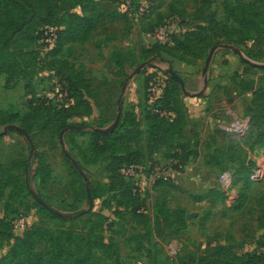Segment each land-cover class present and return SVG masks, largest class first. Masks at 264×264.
<instances>
[{
    "label": "rangeland",
    "instance_id": "rangeland-1",
    "mask_svg": "<svg viewBox=\"0 0 264 264\" xmlns=\"http://www.w3.org/2000/svg\"><path fill=\"white\" fill-rule=\"evenodd\" d=\"M91 2L97 4L106 15L98 29L86 43L68 45L57 53L54 52V47L38 44L35 48L36 74L31 80L18 79L6 89L5 78L0 77L1 111L16 110L19 116H24L28 112L31 99H53L55 91L52 80L60 81L68 72L89 79L96 97L89 100V115L72 116L66 125L107 129L113 124L119 111V121L125 114L131 113L140 128L144 129V117L148 107V102H145L148 89V86L145 88V81L147 77L156 76L160 71L166 75L168 68L165 62L160 61L151 62L150 65L142 63L149 51L161 45L166 46L175 55H181L174 47V39H181L185 32H195L193 37L201 35L210 38V42L199 44L198 49H206L215 41L221 44L228 42L221 34L212 37L211 32L205 28L207 13L200 19L194 17L195 14L198 15V9L204 8L199 1L185 0V14L182 17H169L165 5H160L159 0H153L154 6L150 8L148 16L137 22L119 17V0ZM75 11L81 13L79 9ZM210 12L215 15L217 21L226 24L228 28L234 27L231 22H224L220 1L211 4ZM114 15H117V18L112 21ZM160 28L168 35L169 44H160L157 37ZM199 28L202 30L199 31ZM233 41V46L228 48L227 52L224 51V44L220 45L209 65L225 86H215L208 94L207 111L213 112L215 125L213 132L196 137L202 144L201 152L205 144L210 147L211 144L214 147L224 145L221 135L214 136L215 131H224V127L234 123L248 122L245 108L251 101V95L241 92L239 82L253 80L258 87L264 89V78H261L264 76L256 69L246 70L242 64L245 62L233 52H240L243 59L249 61L252 66H264V42L258 45L252 41L238 43V38H233ZM116 54L129 58L120 72L111 60ZM207 54L208 52L206 56ZM163 58L165 59L166 55ZM167 59L171 60V68L175 71L172 63L176 60ZM187 59L191 60L192 57L188 55ZM177 62L178 71L183 74L182 62ZM204 62L205 58L189 65L200 73ZM140 65H143V68L139 73L129 78ZM151 78L148 84L153 79ZM119 99L122 100L121 109L117 106ZM33 134L38 144L37 152L50 168L48 179L42 181L36 177L37 165L33 162L27 168H30L28 173H24L23 163L27 160L29 149L27 140L15 132L0 138V177L1 174L14 176L18 185H21L29 176L33 193L50 205L57 214L76 216L70 222L64 223L49 219L36 205L30 193L23 194L18 202H13L14 210L10 212L7 203L12 187L0 185V204L6 205L4 210L8 211L5 214L7 222L26 217L27 227L44 223L54 229L59 225L65 229L71 225L81 229L88 221H96L98 216H101L102 235L105 242L113 245L115 249L114 256L105 260L104 264H174L176 257L198 258L210 255L216 247H225L234 255L253 254L264 250V152L254 145V133L246 136L238 148L242 159L227 162L226 169L221 172L206 168L202 158H197L191 160L183 172H175L172 176L169 170H172L168 159L169 150L163 148L154 155L147 156L138 165L142 169V176L137 181L139 196L143 202L140 212L145 220L134 217L131 210L119 206L120 198L117 193L105 192L109 183V175L105 171L107 157L95 159L88 155V135L72 136L67 130L62 135V148L59 134ZM187 136L192 137L193 133H187ZM137 146L145 151L144 137ZM204 151L208 152L206 149ZM65 155L71 156L81 165L86 193L78 181L68 175ZM241 162L251 170L248 181H245L242 175L244 173L240 171ZM223 173H228L231 177L228 188L220 184L219 177ZM232 175L237 178L233 180ZM87 193L92 201L91 205L88 203ZM201 195L210 197L198 201L196 197ZM193 196L195 197L192 198ZM242 198H245L242 208L234 210ZM163 202L171 214L166 222H163L157 213L159 205ZM4 210L0 208V217L3 216ZM24 233L25 231L12 227L10 236L1 241L0 264L14 242ZM48 248L46 243L40 241L35 251L46 254Z\"/></svg>",
    "mask_w": 264,
    "mask_h": 264
},
{
    "label": "trees",
    "instance_id": "trees-1",
    "mask_svg": "<svg viewBox=\"0 0 264 264\" xmlns=\"http://www.w3.org/2000/svg\"><path fill=\"white\" fill-rule=\"evenodd\" d=\"M195 1L201 2L204 8L198 9V15L195 14L194 17L200 19L204 13H207V27L205 28L211 32L212 37L221 34L224 39L228 40L222 43L225 52L233 46V38H238V43L252 41L258 45L263 44L264 0H252L251 2L243 0ZM217 1H220L224 22H231L234 27L228 28L226 24L217 21L215 15L210 12L211 4ZM159 3L165 5L169 17H182L185 14V0H159ZM75 9H79L81 13H77ZM119 17L128 18L124 14ZM105 18L104 12L91 0H0V77L5 78L4 88L9 89L18 79L29 81L36 74L37 53L35 48L40 43L44 44L42 42L44 28L57 29V40L54 46V52L57 53L68 45L86 43ZM116 18L117 15H114L112 21ZM201 30L199 28V31ZM182 36L181 39H174V47L181 52V55H175L166 46L158 45L149 51L142 63L150 65L155 61L165 62L169 69L171 60L167 58H171L189 65L194 61L206 59V53H209L211 48H218L222 45L221 42L215 41L210 43L206 49H198L199 44L210 42V38L201 37V35L193 37L195 32H185ZM164 55H166L165 59ZM188 55L193 60L187 59ZM111 60L120 72L129 58L123 54H116L111 57ZM242 64L247 68L246 70L256 69L261 76H264V66ZM151 77L154 78L155 75L147 77L145 88ZM59 82L62 83L68 97L72 100L70 106L59 108L52 100L37 98L29 101L28 112L24 116H19L16 110H0V129H2L0 138L11 132L25 138L29 155L23 163L24 173H28L30 168H27L33 162L37 165L36 177L45 181L49 177L50 168L37 152L38 144L37 141L35 142L33 132L37 135H58L61 131L68 130L72 136L88 135L86 145L88 155L95 159L107 157L108 163L105 171L109 175V183L105 187V192L117 193L120 198L119 206L131 210L136 218L146 219L140 212L143 202L139 194L133 192L132 183L120 174L123 166H138L147 156L154 155L164 148L170 152L168 159L172 170L176 173L183 172L188 163L197 158H202L206 168L221 172L226 169L227 162L242 159L238 148L250 133H254V145L264 152V89L258 87L253 80H242L238 84L243 94L251 95V101L245 108V116L248 118L246 134L238 137L233 133L224 134L225 131L221 129L215 131L214 136L221 135L225 142L224 145L214 147L211 144L210 147L205 144L202 152V144L196 138L198 133L195 132V126L190 125L187 120L180 88L168 75L167 85L158 99L149 102L147 92L145 102H148V107L144 117V129L140 128L131 113H127L121 117V121L118 120L115 129L109 134L97 131L99 128L66 125L67 120L72 116L90 114L89 100L95 99L96 94L91 87V81L78 74L67 72ZM121 105L122 100L119 99L118 108L121 109ZM155 111L165 112L168 116H160ZM190 132L193 133L192 137L187 136ZM143 137L145 138V151L137 146ZM205 149L208 152H205ZM64 162L68 175L73 180H77L86 193L81 165L69 155L64 156ZM240 171L244 173L242 175L245 181H248L251 170L244 162H241ZM232 176L233 180L237 178L236 175ZM0 185L12 187L10 200L7 203L10 212L14 210L13 202H18L23 194H33L29 176L21 185H18V180L14 176L1 174ZM36 196L44 203V206H41L35 200L36 205L47 218L64 223L70 222L76 216L59 215L37 194ZM209 197L201 195L196 198L200 201ZM244 201L245 198H242L234 210H240ZM5 206V204L2 205L3 210ZM6 212L8 211L4 210L3 216L0 217V244L3 239L10 236L13 227V222L6 221ZM157 213L160 214L163 222L171 216L164 202L159 205ZM102 221L103 217L98 216L96 221H88L81 229L73 225L66 229L59 225L54 229L44 223L27 227L23 236L14 242L2 264H104L105 260L114 256L115 249L113 245L105 242L101 231ZM183 226L184 221L182 220V228ZM40 241L49 247L46 254L35 251ZM174 259V264H264V250L253 254L234 255L225 247H216L210 255L198 258L184 256Z\"/></svg>",
    "mask_w": 264,
    "mask_h": 264
},
{
    "label": "built area",
    "instance_id": "built-area-1",
    "mask_svg": "<svg viewBox=\"0 0 264 264\" xmlns=\"http://www.w3.org/2000/svg\"><path fill=\"white\" fill-rule=\"evenodd\" d=\"M153 0H120L118 3V12L121 14L126 15L128 18L139 21L141 18L145 17L152 5ZM157 37L160 42V44H169L168 35L165 33L164 29H159L157 31ZM57 40V29L54 27H46L42 30V42L47 47H54ZM167 85V76L163 72H159L158 75H156L148 84V99L149 102H153L156 99H158L162 91ZM52 86L54 87L55 95L54 98H49V100H52L59 108L61 107H68L72 104V100L68 97V93L63 88L62 83L59 81L52 80ZM58 96V97H57ZM155 113L160 114V116H168L165 112H158L155 111ZM223 130L227 133H233L238 137H243L247 130H248V122H240V123H234L228 127H224ZM170 175H175V172L171 169ZM120 174L123 176V178L129 182L132 183L133 186V192L140 193L139 191V184L138 180L142 176V169L139 168V166L129 165V166H123L120 169ZM256 176V175H254ZM220 184L224 188H228L231 184V177L228 173H223L220 175ZM140 195V194H139ZM0 208H2V204H0ZM17 220V221H16ZM13 228L19 229L20 231H25L27 228V218L21 217L17 218L13 221Z\"/></svg>",
    "mask_w": 264,
    "mask_h": 264
},
{
    "label": "crops",
    "instance_id": "crops-1",
    "mask_svg": "<svg viewBox=\"0 0 264 264\" xmlns=\"http://www.w3.org/2000/svg\"><path fill=\"white\" fill-rule=\"evenodd\" d=\"M172 66L179 77H182L185 90L189 94L186 97L182 96L189 124L195 126V132L198 133L199 137L205 133L213 132L215 121L212 116L213 112L207 111V97L213 87H223L225 86L224 83L219 81L216 72H213L212 68H209L207 76L203 77L201 72L197 73L196 68L191 65L182 63L183 74L178 71L179 63L177 61H174Z\"/></svg>",
    "mask_w": 264,
    "mask_h": 264
},
{
    "label": "water",
    "instance_id": "water-1",
    "mask_svg": "<svg viewBox=\"0 0 264 264\" xmlns=\"http://www.w3.org/2000/svg\"><path fill=\"white\" fill-rule=\"evenodd\" d=\"M217 49H218L217 47H213V48L210 49L209 53L207 54V57H206V59H205L204 65H203V68H202V70H201V74H202L203 77H206V76H207V72H208L209 65H210V63H211V61H212V58H213L215 52L217 51ZM233 52L239 57V59H240L241 61H244L245 63H249V61L243 59V57L241 56V53H240V52H237V51H233ZM142 68H143V65H140V66L138 67V69H136V70H135V71L129 76V78H132L134 75L138 74L139 71H140ZM165 73H166V75H168L173 81H175V82L178 84V86H179V88H180V91H181V93H182V96H184V97L189 96L188 92H186V90H185L184 83H183L182 79L179 77V75H178L175 71H173L172 68L167 69V70L165 71ZM119 109H120V108H119ZM119 116H120V114H119V111H118V114H117V116H116V119H115V121L113 122L112 125H110L107 129H97V131H100V132L105 133V134H109V133H111V132L115 129V127H116V125H117V123H118ZM66 131H67V130H63V131H61L60 134H59V136H58V139H59V142H60V146H61L62 148H63L62 135H63ZM32 195H33L34 199H35V200H36L41 206H44V203H43V202H42V201H41V200H40V199H39L34 193H33ZM87 199H88V203H89V205H91V204H92V201H91V199H90L88 193H87Z\"/></svg>",
    "mask_w": 264,
    "mask_h": 264
}]
</instances>
